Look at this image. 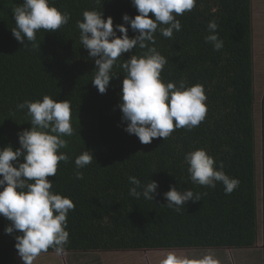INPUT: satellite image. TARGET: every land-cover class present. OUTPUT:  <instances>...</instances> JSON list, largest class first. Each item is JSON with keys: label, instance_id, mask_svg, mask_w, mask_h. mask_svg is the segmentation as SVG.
Segmentation results:
<instances>
[{"label": "trees", "instance_id": "16d2710c", "mask_svg": "<svg viewBox=\"0 0 264 264\" xmlns=\"http://www.w3.org/2000/svg\"><path fill=\"white\" fill-rule=\"evenodd\" d=\"M22 3L0 0V147L19 148L18 133L31 128L27 109L17 110V104L42 100L44 95L69 101L74 133L62 137L68 146L59 152L70 160L59 162L56 176L48 178L54 182L52 191L75 204L68 213L69 242L63 254L174 250L258 254L260 132L253 0H196L193 10L177 16L181 30L171 38L161 35L158 26L155 44L149 47L168 61L161 73L163 81L202 85L208 110L198 126L175 129L167 139L154 138L147 145L124 130L119 109L126 75L120 65L146 49L137 46L118 58L113 71L119 78L100 94L91 82L94 59L82 47L76 26L85 10L103 12L114 25L122 24L124 14L133 18L139 14L131 0H53L71 18L56 32L38 30L40 48L24 47L13 36L12 9ZM211 21L217 23L216 34L223 40L218 51L205 41ZM87 149L94 153L92 163L80 169L83 179H76L75 159ZM197 149H205L217 168L222 162L223 171L239 180L231 194L219 182L211 188L191 181L184 157ZM129 176L142 184L158 181L155 201L130 196ZM172 186L192 190L200 201H188L179 212L167 207L164 193ZM9 224L0 215V264H21L15 248V236L21 233L6 234ZM50 254L57 253L49 248L40 255Z\"/></svg>", "mask_w": 264, "mask_h": 264}, {"label": "clouds", "instance_id": "9594fccd", "mask_svg": "<svg viewBox=\"0 0 264 264\" xmlns=\"http://www.w3.org/2000/svg\"><path fill=\"white\" fill-rule=\"evenodd\" d=\"M99 3V0H97ZM139 13L134 18L124 14V23L114 25L111 16L97 10H85L83 19L76 22L80 31V43L87 50L88 57L94 59V78L91 81L100 94H105L113 78L119 76L113 71L118 58L130 53L137 46L146 49L142 56L131 55L120 67L126 75L122 81L121 102L124 129L138 137L140 143L150 144L154 138L167 139L175 129L198 126L206 117V95L202 85L186 86L165 83L161 73L167 59L155 47V33L171 38L174 31L181 30L177 16L191 11L196 0H131ZM15 28L14 38L26 47L36 44L38 30L56 32L67 25L71 14L58 9L53 0H23L12 9ZM152 15H149V14ZM130 25L134 37L129 36ZM209 35L205 37L214 50L223 47L217 33L215 21L207 25ZM122 35H118L117 33ZM17 110L27 109L31 117V128L18 133L19 148L11 145L0 147V215L10 224L5 233H21L15 236V248L23 264H33L42 253L52 248L58 255L64 253L69 242L68 213L74 210L72 199L52 191L53 181L59 162L68 163L70 157L59 152L67 148L68 141L63 136H72L71 106L69 101L55 100L44 95L42 100H25L17 104ZM94 153L87 149L75 159L76 179H83L85 168L92 163ZM21 159L23 162H21ZM187 172L194 184L215 188L222 183L226 194H231L239 185V180L229 177L223 171V163L216 167L215 159L205 149H197L185 154ZM129 195L149 201L159 194L158 181L150 180L142 184L136 176H129ZM166 206L181 211L188 201H200L192 190L179 191L172 186L164 193ZM160 264H220L209 252L200 258L168 251Z\"/></svg>", "mask_w": 264, "mask_h": 264}, {"label": "rangeland", "instance_id": "374dc122", "mask_svg": "<svg viewBox=\"0 0 264 264\" xmlns=\"http://www.w3.org/2000/svg\"><path fill=\"white\" fill-rule=\"evenodd\" d=\"M254 18V67H256V118L260 132L259 161H260V224L261 236L256 252L234 251H187L174 250L178 254L188 255L190 258H200L209 252L220 261V264H264V0H253ZM168 251L133 252V253H69L39 255L33 264H160ZM244 258V259H243ZM19 261L23 264L21 258Z\"/></svg>", "mask_w": 264, "mask_h": 264}]
</instances>
